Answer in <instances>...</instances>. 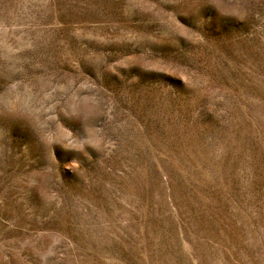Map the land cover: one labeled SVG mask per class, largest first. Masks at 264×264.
<instances>
[{
    "label": "rangeland",
    "instance_id": "rangeland-1",
    "mask_svg": "<svg viewBox=\"0 0 264 264\" xmlns=\"http://www.w3.org/2000/svg\"><path fill=\"white\" fill-rule=\"evenodd\" d=\"M0 264H264V0H0Z\"/></svg>",
    "mask_w": 264,
    "mask_h": 264
}]
</instances>
